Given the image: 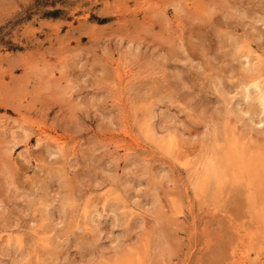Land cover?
I'll use <instances>...</instances> for the list:
<instances>
[{"label":"rangeland","instance_id":"rangeland-1","mask_svg":"<svg viewBox=\"0 0 264 264\" xmlns=\"http://www.w3.org/2000/svg\"><path fill=\"white\" fill-rule=\"evenodd\" d=\"M262 91L264 0H0V264H264Z\"/></svg>","mask_w":264,"mask_h":264},{"label":"bare ground","instance_id":"bare-ground-1","mask_svg":"<svg viewBox=\"0 0 264 264\" xmlns=\"http://www.w3.org/2000/svg\"><path fill=\"white\" fill-rule=\"evenodd\" d=\"M251 68V67H250ZM260 80H261V78H259ZM255 80V79H254ZM257 81H259L258 80V78H257ZM254 83H256V82H254ZM259 83V82H258ZM260 84V83H259ZM263 85V84H262ZM249 88V87H248ZM262 89V88H261ZM255 91V90H254ZM247 98V97H246ZM261 98H262V100H263V102H264V92L262 91V93H261ZM221 164V163H220ZM218 165H219V162H218ZM213 166H216V165H214L213 164ZM215 170H213V172H214Z\"/></svg>","mask_w":264,"mask_h":264}]
</instances>
